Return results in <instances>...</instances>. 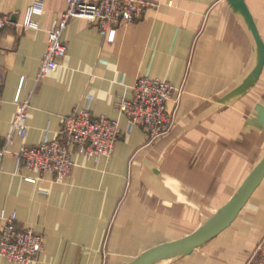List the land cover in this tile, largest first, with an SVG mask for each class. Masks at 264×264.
Instances as JSON below:
<instances>
[{"label": "crops", "instance_id": "0c3cea01", "mask_svg": "<svg viewBox=\"0 0 264 264\" xmlns=\"http://www.w3.org/2000/svg\"><path fill=\"white\" fill-rule=\"evenodd\" d=\"M34 1L0 0L12 19L0 32V145L17 99L29 100L28 133L12 151L55 137L62 117L85 107L118 119L121 135L108 157L73 153L58 182L3 156L0 214L15 212L19 228L42 235L43 248L34 262L0 256V264H127L158 245L209 234L264 164V0H154L113 40L73 17L59 68L37 82L47 30L66 1L43 0L36 25L25 26ZM142 75L168 81L178 97L172 128L152 141L142 127L128 129L117 108ZM263 236L264 173L217 233L139 264H254Z\"/></svg>", "mask_w": 264, "mask_h": 264}, {"label": "built area", "instance_id": "2783aa9c", "mask_svg": "<svg viewBox=\"0 0 264 264\" xmlns=\"http://www.w3.org/2000/svg\"><path fill=\"white\" fill-rule=\"evenodd\" d=\"M66 7L53 21L48 32L44 52L35 80L39 81L47 73L56 71L66 54L62 41V31L73 17H84L95 24L99 31L113 40L118 26L139 17L148 7L155 5L154 0H65ZM43 0H35L26 12L25 26L36 25L32 16L40 14ZM12 21L10 14L0 12V32ZM3 79L0 70V88ZM173 89L168 81L139 76L132 87L130 98L119 97L117 108L125 115L127 127H142L149 141L167 132L173 126L174 112L178 97H173ZM173 101L171 108L169 102ZM28 99H17L11 127L0 145V166L4 155L12 154L16 169L38 172L41 176L49 172L54 181L65 180L74 166L73 153L82 154L86 159L110 156L121 135L119 121L106 115H93L85 107L80 111L62 117L58 133L53 138L44 137L36 144L22 142L19 149L12 151L9 145L15 137L24 139L28 133ZM34 181L33 177H25ZM0 256L9 260L31 263L43 248L42 235L32 228H19L15 212L0 214ZM254 264H264V236L257 242L251 253Z\"/></svg>", "mask_w": 264, "mask_h": 264}, {"label": "water", "instance_id": "95a60500", "mask_svg": "<svg viewBox=\"0 0 264 264\" xmlns=\"http://www.w3.org/2000/svg\"><path fill=\"white\" fill-rule=\"evenodd\" d=\"M263 173H264V164L261 167L256 178L252 181V183L246 189L243 190L241 195L238 197L237 201L235 203H233L232 209L229 211L227 217H225L222 221H220V223H218L212 229V231L209 234H207L206 236H204L202 238L192 236V237L181 239L179 241H175V242H171V243H164V244L158 245V246L153 247L152 249H149L148 251L144 252L138 258H136L134 261L127 263V264H139L142 260H144L148 256L152 255L153 253H155L161 249L167 248L169 246L181 244V243H199V242L209 238L210 236L214 235L215 233H217L219 230H221L223 227H225L232 220V218L234 217V215L236 214L238 209L242 206V204L245 202L247 197L252 192L253 188L258 183V181L261 178V176L263 175Z\"/></svg>", "mask_w": 264, "mask_h": 264}]
</instances>
